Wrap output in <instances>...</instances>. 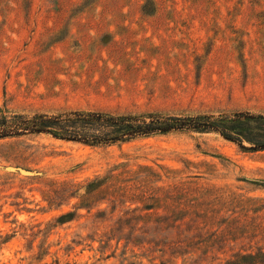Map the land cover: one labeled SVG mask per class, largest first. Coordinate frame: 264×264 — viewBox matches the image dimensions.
Wrapping results in <instances>:
<instances>
[{"label":"rangeland","instance_id":"1","mask_svg":"<svg viewBox=\"0 0 264 264\" xmlns=\"http://www.w3.org/2000/svg\"><path fill=\"white\" fill-rule=\"evenodd\" d=\"M68 108L264 112V0H0V112ZM0 264H264V151L1 138Z\"/></svg>","mask_w":264,"mask_h":264},{"label":"trees","instance_id":"2","mask_svg":"<svg viewBox=\"0 0 264 264\" xmlns=\"http://www.w3.org/2000/svg\"><path fill=\"white\" fill-rule=\"evenodd\" d=\"M215 133L242 151H264V112L249 110L200 114L155 111L113 114L96 109L68 108L32 113L0 112V139L48 135L89 146H111L170 132Z\"/></svg>","mask_w":264,"mask_h":264}]
</instances>
